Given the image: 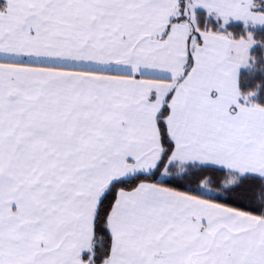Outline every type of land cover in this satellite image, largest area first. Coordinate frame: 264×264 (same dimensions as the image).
I'll use <instances>...</instances> for the list:
<instances>
[{
    "label": "snow or ice",
    "instance_id": "snow-or-ice-1",
    "mask_svg": "<svg viewBox=\"0 0 264 264\" xmlns=\"http://www.w3.org/2000/svg\"><path fill=\"white\" fill-rule=\"evenodd\" d=\"M0 264H264V0H0Z\"/></svg>",
    "mask_w": 264,
    "mask_h": 264
}]
</instances>
